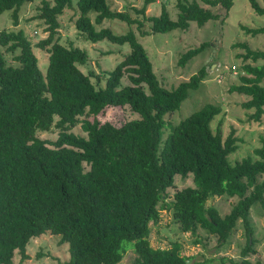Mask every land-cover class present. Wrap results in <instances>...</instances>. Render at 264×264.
I'll use <instances>...</instances> for the list:
<instances>
[{
	"label": "trees",
	"instance_id": "trees-1",
	"mask_svg": "<svg viewBox=\"0 0 264 264\" xmlns=\"http://www.w3.org/2000/svg\"><path fill=\"white\" fill-rule=\"evenodd\" d=\"M25 1L32 0H0V12L10 9L17 25ZM154 1L130 7L139 18L110 8L107 0H39L32 18L43 22L44 37L33 42L20 27L0 29V264H12L15 253L18 261L27 258L29 238L45 231L57 234L67 247L66 259L47 264H116L128 245L134 252L128 264H204L186 263L191 256L180 253L178 241L165 247L149 244L148 222L159 219L160 208H170L180 231L196 233L200 227L221 242L239 219L245 241L239 259L228 261L264 264L246 257L255 251L250 206L258 203L264 216V136L251 154L230 161L228 155L237 146L234 129L222 136L210 125L220 104L205 102L174 124L167 122L164 114L199 85L204 65L167 88L131 28L115 33L108 26H95L103 18H115L135 24L141 35L186 30L190 21L201 26L218 18L214 7L226 12L233 0H176L174 18L163 2L158 14L146 15L147 4ZM248 3L264 15V0ZM65 7L75 8L73 25L85 39L127 43L129 50L110 69L83 72L78 65L87 60L86 50L63 44L56 36L58 15ZM144 21L148 29H141ZM239 26L252 35L264 33V23ZM230 45L243 50L235 53L241 59L238 82L228 90L245 95L241 106L259 121L264 113V63L257 61L264 59V43L261 48L245 41ZM209 46L211 42L201 41L186 48L177 63L183 65ZM33 47L47 52L44 71ZM4 52H15L14 64L5 61ZM113 106L126 107L133 116L117 125L99 121L97 114ZM76 123L81 133L71 130ZM51 127L56 129L53 139L37 135ZM188 172L192 184L174 190L165 201L174 174ZM214 195L235 198L220 213L205 204ZM225 259L219 258L221 264Z\"/></svg>",
	"mask_w": 264,
	"mask_h": 264
},
{
	"label": "rangeland",
	"instance_id": "rangeland-1",
	"mask_svg": "<svg viewBox=\"0 0 264 264\" xmlns=\"http://www.w3.org/2000/svg\"><path fill=\"white\" fill-rule=\"evenodd\" d=\"M74 1V0H73ZM263 4V0H258ZM142 0H107L112 9H125L131 16L141 18L139 14L130 8L139 7ZM164 3L171 18L175 17L177 8L176 0H155L147 4L144 13L146 15H156L159 12L161 3ZM39 0L25 1L18 10V23L13 25L11 21L10 9L0 12V29L2 28H22L24 33L35 42L44 37L47 31L44 30L43 22L38 18H32L36 12ZM219 17L207 20L203 25L197 26L194 21H190L186 30L178 28L166 32H149L141 35L135 24H128L125 21L115 18H103L96 27L108 26L115 33H123L132 29L137 40L143 45L152 65L153 72L160 83L169 88L178 81L186 79L191 73L195 72L200 65H204L206 74L201 79L199 85L188 91L187 96L181 100L179 106L164 114L163 118L174 124L191 111L199 108L205 102H213L221 105V111L210 121L211 128L218 127L224 136L230 128L234 129L237 137L235 150L228 155L230 161L251 154L253 147L259 144L261 136H264V113L259 121L248 117L251 109L241 106L246 96L242 93L229 91L231 83L238 82V66L241 63L240 57L235 53L243 49L239 46L231 47L233 41H245L251 48H261L264 43V33L249 34L240 28L239 24L246 26H257L264 23V15L256 14L249 6L248 0H233L229 9L225 12L220 6H215ZM74 7H65L58 15L59 26L56 36L58 41L63 44H73L84 48L87 52V60L78 67L87 72L89 69L96 73L101 70L110 69L116 61L122 58L123 54L129 50L127 43H113L105 39L91 42L85 39L73 25L76 16ZM91 18L93 14H90ZM141 29H148V22L144 21ZM201 41L211 42V46L206 47L200 53L194 55L183 65L177 63L180 52L190 46H194ZM37 56V64L41 71L45 70L47 63V52L38 47L32 48ZM16 52V51H15ZM15 52H4L7 63L14 64L12 55ZM257 62L264 63V59ZM93 81L94 78L91 77ZM126 77H122V82H126ZM102 83V80L99 81ZM264 83V79L261 81ZM133 114L126 107H106L97 114L99 121L109 120L117 125L124 118L132 117ZM71 130L81 133L79 123H76ZM37 135L41 138L53 139L56 129L38 131ZM192 174L188 172L184 176L179 173L174 174L173 183L168 186L165 201H169L174 190L191 185ZM235 197L210 196L205 200V204L216 206L220 213L228 210L230 203ZM249 219L252 225L251 238L252 246L255 251L248 253L246 257L253 261L255 258L264 260V216L258 203H254L249 208ZM149 231L147 239L153 247H165L170 241L180 243V253L190 257L191 262L200 261L204 264H221L219 258L226 257L225 264L231 263L228 258L239 259V249L243 246L245 236L241 221L237 219L233 229L224 241H218L216 236L198 227L196 233L180 231L177 222L171 215L170 208L159 209V219L155 222H148ZM57 234L42 232L37 236L29 238L26 243L28 257L18 261V254L13 256L12 264H47L57 263L67 258L66 243L59 242ZM39 254L37 255V253ZM134 256L133 248L128 245L121 259L116 264H128Z\"/></svg>",
	"mask_w": 264,
	"mask_h": 264
},
{
	"label": "water",
	"instance_id": "water-1",
	"mask_svg": "<svg viewBox=\"0 0 264 264\" xmlns=\"http://www.w3.org/2000/svg\"><path fill=\"white\" fill-rule=\"evenodd\" d=\"M185 262L186 263H190L191 262V259L190 258H187V259H185Z\"/></svg>",
	"mask_w": 264,
	"mask_h": 264
}]
</instances>
